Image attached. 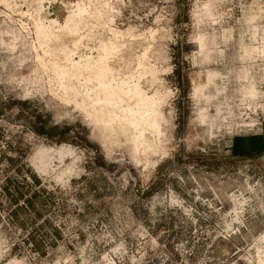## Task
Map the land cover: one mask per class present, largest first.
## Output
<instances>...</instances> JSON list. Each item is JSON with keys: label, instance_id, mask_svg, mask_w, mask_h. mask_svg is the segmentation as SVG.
<instances>
[{"label": "rangeland", "instance_id": "obj_1", "mask_svg": "<svg viewBox=\"0 0 264 264\" xmlns=\"http://www.w3.org/2000/svg\"><path fill=\"white\" fill-rule=\"evenodd\" d=\"M0 264H264V0H0Z\"/></svg>", "mask_w": 264, "mask_h": 264}, {"label": "bare ground", "instance_id": "obj_2", "mask_svg": "<svg viewBox=\"0 0 264 264\" xmlns=\"http://www.w3.org/2000/svg\"><path fill=\"white\" fill-rule=\"evenodd\" d=\"M54 22H56V21H54ZM101 72V71H100ZM69 73V71L68 70H60L59 71V76H61V77H63V76H65V75H67ZM99 73V72H98ZM100 74H107V72H102V73H100ZM100 74H99V76L98 77H100ZM105 77V76H104ZM101 78H103V77H101ZM102 84V83H101ZM113 95V94H112ZM143 97H145L146 98V96H143ZM97 101H98V103H96L95 105H97V107L98 106H101V102H103V105H105V102H106V99L102 96V95H100V94H97ZM148 99V98H147ZM146 99V100H147ZM143 100V99H142ZM147 102H148V100H147ZM103 107V106H102ZM99 109H101V107L99 108ZM98 109V110H99Z\"/></svg>", "mask_w": 264, "mask_h": 264}]
</instances>
